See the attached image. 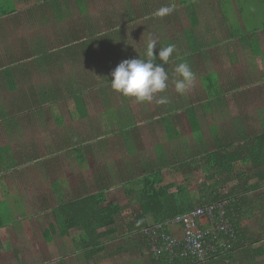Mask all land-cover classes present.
<instances>
[{
  "label": "trees",
  "instance_id": "16d2710c",
  "mask_svg": "<svg viewBox=\"0 0 264 264\" xmlns=\"http://www.w3.org/2000/svg\"><path fill=\"white\" fill-rule=\"evenodd\" d=\"M96 1L98 0H94V2ZM168 1L171 3L173 0H141L140 5L137 6H133L128 2L126 13L116 16L117 14L114 15L113 13L115 4L113 0H110L111 11L103 10L98 12L99 15H108L104 18V20L106 19V26L87 27L85 26L86 24L84 25L86 21L78 24L80 30L87 32H76L82 34L84 36L83 38L75 39L77 36L75 35L72 38H66L61 41L55 39V44L57 42L61 44L56 50H34L33 55H27L24 52L17 54L13 51H7L4 54V58L1 57V60H4V64L0 66L1 89L5 85L9 92L16 91L18 89L17 78H20V82L24 81L32 77L34 73H39V70L41 75L46 76L48 81L42 82L41 84L37 82L36 86L30 87L27 95L20 100L14 98L13 100L11 99L10 103L5 100H0V124H4V128L7 129H15L20 123H23V125L30 123L32 117L40 113L42 114L44 110L49 112L50 105L60 103L62 84L58 81L53 82L51 80L49 69L55 67L62 68L64 63H71L72 60L77 62L75 64H80L77 60L81 57L83 59L85 56V59H88L87 54L89 50L91 55L93 52L96 53L93 50L95 47L105 53L107 51L116 53L108 57H110V61H113V56L118 55V63L123 60L138 57L144 58L147 42L143 44V52L134 55L130 49L135 45L134 42H136L134 39L133 42L131 38L132 34L133 37L134 35L145 34L144 37H141L144 41H147L149 34L153 36V33H156L158 27L166 30L165 28L169 27L168 24L179 13L182 15V12H184L185 17L190 22V29L185 30L184 37L189 52L186 55L179 54L180 56L177 57L171 55L168 62L163 64L169 77L168 81L172 80L174 83L176 80L175 78L173 80V74L175 72L170 64L172 60L175 67L181 62L188 63L200 82V87L196 88L195 101H197L198 105L202 106L204 112L211 111V109L216 112L226 101L224 94L225 88L223 85L221 87L219 77L208 66L211 63V55H213L209 49L211 45L209 46V43H206L207 41L205 42L204 39L202 41L193 31L194 28L201 24L200 16L202 15L203 7L201 3L205 2L208 6L205 8H209L208 10L211 9L210 11L212 12L216 11L215 14L210 13L212 14L210 16L214 20L217 19L216 25L225 26L229 38L234 41L237 39L241 48H251L253 58L256 57L264 69V53L261 49V43L264 41V0H235L237 12L241 19L246 16L245 5L252 4L255 8L256 6L258 8L259 4V9L256 8L255 13L251 17L250 26H248L247 21L242 24L241 20V24H238L235 29H233L227 14L223 10V0H213L214 2L211 4L207 3L208 0H178L177 5H175V10L170 15L163 18L154 16L153 13L158 8L168 5ZM49 3L50 0L44 1L46 5ZM49 5L53 11L59 8L58 0H52V3ZM73 5L76 8L74 13L78 11L84 15L87 12V3L84 0H73ZM17 11L15 0H0V21ZM257 11H260V13ZM46 14L44 11H40L36 16L43 17ZM86 19L88 22L90 21L88 16ZM156 24L160 26H155ZM151 26L155 29L153 33L148 28ZM135 32L139 33L136 34ZM125 34H128L129 40L125 38ZM82 39L84 41H81ZM169 44L171 43L168 42L166 46ZM166 46H162L161 48ZM158 51L159 48L156 49V53ZM257 61L250 59L247 62L254 64L251 67V76L255 84L264 82V74L260 67L257 66ZM155 62L163 63L159 59ZM104 72L107 73L104 76L105 82L109 83L111 81V75L108 74L109 71L107 72V68L104 69ZM91 81V78L88 81L86 76L82 75L81 72L73 75L70 74L67 80V95L63 98V102H66L68 99L73 100L75 103L74 115L78 113L80 118L86 115L83 95L90 90ZM242 87L244 88V86ZM111 90L113 89L111 88ZM3 91L4 89L0 90V94ZM193 101V99H183L180 105L188 120L192 133H194L195 140H198L202 133L195 109L196 105H194ZM107 102L109 100L104 101V103ZM138 106L136 105V108ZM165 107V115L158 116L156 124L162 127L166 141H175L180 137V132L175 128L171 114L176 113L177 108L170 101ZM36 110L37 112H35ZM123 111V116L126 117L125 123L118 122L117 130L110 131L109 135L119 137V145L121 147L123 144L129 145V150L134 152V141L132 139L134 135L132 132L135 131L140 134L142 130L139 126L141 121L131 110L123 109ZM145 111H147V108L143 105L141 110L138 108L137 116ZM262 112L264 113V110ZM112 115L115 114L113 113ZM146 118L142 124H147L148 115ZM55 124L58 128L65 127V122L61 116L55 118ZM239 125L240 128L237 129L235 135L222 138L213 137V142L209 144L196 143L195 152L187 159H183L184 150L181 149L179 150V154L173 156V162L171 163V160L166 157L163 149L159 148L157 150L159 151L158 165H147L144 171L146 173L142 177H138L137 180L132 176L126 183L125 175L118 173L112 176H120V182L118 184L123 186L134 183H137L138 186L134 192L133 190L127 191L128 188L125 189L126 194L130 196L134 195L139 203V210L134 215V222L128 223L126 229L129 234L135 233L136 236L129 239L128 243L125 242L119 249V252L138 254L139 256H144L146 253L148 259L143 261L142 264H192L191 259L181 256V250L178 251V256L170 255V253L162 251L156 254L150 252L151 247L148 242V237L141 234L142 228L162 224V230H158L159 232H157L160 233L165 230L166 233H169V228H171L170 223L177 216L187 213L196 207L208 205L217 207L224 202L226 204L224 207V217L233 226L237 242L231 251L225 254L211 255L212 260L205 264H264V233L263 236L250 235L242 225L243 219L247 217V214L249 216L253 215L254 209L257 208L256 211L261 215L264 213V119H261L259 128H243L241 121H239ZM95 133V138L99 139L101 144L105 143V139L107 138L104 137V133L101 130ZM70 137V135L61 137L60 145L63 146V150L69 158L68 162L76 160L80 169L85 170L87 168V150L84 143L89 141V137L84 139L82 141L83 143H78L77 139H73L72 141ZM9 147L7 145L0 149V165L9 164V167L5 169L12 174L16 172L19 166L21 167L24 157L19 152L15 154L14 150H11ZM4 152L15 154L14 157L5 158L12 160L13 163L2 161L3 156L1 157V155ZM40 152L42 150H39V147H32V144H30V149L26 156L33 159L31 160L32 164H37L40 157L44 156ZM14 161L18 165H15ZM104 170L113 171L109 168H105ZM165 170H170L171 173L181 174L185 181L184 184L178 186L174 183L163 184L164 176L162 172ZM200 170L206 173V180L210 184L206 186L205 183H202L200 188L203 187L205 190L201 191L199 195H192L188 190L189 183L191 182L190 175ZM101 171H97L94 175V184L92 185V191L90 193L83 191L75 195L72 194L69 196L70 198L63 200L62 203L58 200L53 201L55 204L54 207L51 206L47 209L50 212L52 211L54 218L58 221L57 229L59 230V235L62 238H70L74 241V244L76 243L79 246L80 258L77 257V260H83L82 262L84 264H100L106 258H99V253L105 249L104 240L108 239V237L117 236L119 230L116 226V218L123 211L119 205H105V193L110 189V185L105 184V178ZM44 172L46 173L47 171ZM46 186L49 189V185ZM253 192H256V194L252 198L248 197V194ZM5 196L6 201L15 199L19 208L21 207L20 198L17 195L9 196L6 193ZM149 217L151 221L148 222L147 219ZM7 221L6 218L3 219L0 215V230L5 227ZM259 221L261 224H264V215ZM165 223L167 224L166 226H164ZM101 229L104 231L98 232ZM54 230V226L50 225V235L55 233ZM2 249L3 247L0 242V252H2ZM236 256L239 257L236 258Z\"/></svg>",
  "mask_w": 264,
  "mask_h": 264
},
{
  "label": "rangeland",
  "instance_id": "374dc122",
  "mask_svg": "<svg viewBox=\"0 0 264 264\" xmlns=\"http://www.w3.org/2000/svg\"><path fill=\"white\" fill-rule=\"evenodd\" d=\"M44 1L48 0H15L16 8L18 9L17 13L0 21V66L4 64V60H1V57L4 58V54L7 51H13L17 54L24 52L27 55H33L34 50H56L61 44L58 42L55 44V39L61 41L66 38H72L75 35H77L75 39L83 38L82 34L76 33L83 32L78 25L80 22L86 21L84 25L86 24L85 26L87 27L106 26V19L104 20V18L108 15H99L98 12L103 10L111 11L110 0H98L96 2L94 0H84L87 3V12L84 15L78 11L74 13L76 8L73 5V0H58L59 8L54 11L49 5L52 0H50L48 5L44 4ZM113 2L115 4L113 13L114 15L117 14L116 16H120L126 13L128 2L133 6H137L140 5L141 0H113ZM213 2V0L207 1L208 4ZM171 3L177 5L178 0H173ZM222 3L224 5L223 10L227 14L233 29L237 28L238 24H241V20L242 24L247 21L248 26H250L251 17L255 13L257 6L255 8L252 4L245 5L247 17L244 16L241 19L237 12L235 0H229V2L228 0H223ZM167 4H170L169 1ZM201 5L203 6L202 15L200 16L201 24L194 28L193 31L202 41L204 39L205 42L207 41L206 43H209V46L211 45L209 49L213 55H211V63L208 66L219 77L221 87L222 85L224 86L226 101L216 112L212 109L204 112L202 106L195 101L196 88L200 87L197 75H195L193 83L182 95L176 92L173 81L169 80L167 88L163 92L157 93L156 98L166 96L177 108L176 113L171 114L173 124L180 132V137L177 140L166 141L162 127L156 124L158 116L165 115L166 104L158 105L155 100L137 104L134 98L126 97L119 92L111 90L110 83L105 82L104 76L107 73L104 72V69L107 68L108 74L111 75V72L119 64V56L114 55L115 59L112 57L113 61H110L108 56L116 53L108 51L105 53L100 49H96L97 47L93 49L96 53L93 52L92 55L89 50L88 59H85L86 56L83 59L78 57L77 61L80 64H75L77 62L72 60L71 63H64L62 68L49 69L51 80L62 84L60 103L50 105L49 112L44 110L42 114L32 117L31 122L28 124L23 125V123H20L15 129L10 128L5 133L0 129V149L9 145V148L17 154L22 152L21 144L25 148L32 144V147H39V150H42L40 152L41 155H44H40L41 157L37 164H32L31 160L33 159L25 156L21 167L19 166L16 172L12 174L5 169L9 167V164L0 165V201L6 200V193L9 196L17 195L20 201L22 200L25 208V210L23 209L24 212L18 213L22 216L17 218L19 219V224L13 223L9 227V231L0 230V239L4 241L3 246H6L5 258L0 261V264H59V255L56 249L59 248L61 239L57 238L58 235L47 239V237L42 235V232L48 228V225H53L55 231L58 228L57 220L54 218L52 211L50 212L47 209L51 206L54 207L53 201L57 200L55 196L59 197L57 188L66 187L67 179L72 185L79 186L81 182L91 181V177H94L99 170H102L101 172L104 175L103 170L105 168L112 169L114 175L118 173L123 175L127 160L130 158L134 160L132 155H135L137 164L139 162L138 165L140 166L142 165V160L146 159L153 160L152 163H155L158 156L157 150H154L156 146L163 149L171 163L173 162V156L179 154L181 149L184 150L183 159H187L195 152L196 143L209 144L213 142V137L222 138L235 135L237 129L240 128L239 121H241L243 128L260 127L261 119H264V113L262 112L264 110V82L253 83L251 67L254 64L247 63L250 59L257 61V58H253L251 48H241L237 39L235 41L230 39L226 33L225 26L216 25L217 19L214 20L211 17L212 14H210H215L216 11L212 12L210 11L211 9L205 8L208 7L205 2H202ZM257 9H259V4ZM40 11H44L47 14L43 17L36 16ZM257 12L260 13V11ZM87 16L90 20L89 22L86 19ZM168 25L169 27L165 28L166 30L158 27L156 33H153V30H155L153 26L148 27L154 34L152 36L153 39L157 41L156 49L166 46L170 42L176 48V51L172 53L173 57L188 54L189 51L187 50L184 37L185 30L190 29V22L185 17L184 12H182V15L179 13ZM155 26L160 25L156 24ZM102 30L104 29L102 28ZM124 36L129 40L128 34ZM141 36L144 37L145 34L134 35V37L132 34L131 38L136 42L133 40L135 45L131 48L128 47L134 55L136 53L141 54L143 52V44L147 42ZM81 41H84V39ZM261 46L264 53V41H262ZM172 61L170 62L171 67L175 69ZM257 63V66L260 67L264 74L261 62L257 61ZM38 72L34 73L29 79L21 81L22 84L20 78H17L18 89L16 91L9 92L6 89L7 86L3 85L4 91L0 94V100H5L9 103L14 98L20 100L27 95L30 87L36 86L37 82L41 84L48 81L46 76L41 75L40 70ZM79 72L85 75L88 81L90 78L92 79L90 90L83 95L86 115L81 118L78 113L74 115L75 103L73 100L67 98L68 100L63 102V98L67 95L66 89L69 75ZM174 78L179 79L175 73L173 74V80ZM46 87L48 88V86ZM3 89L0 88V90ZM183 99H193L194 105H196L195 109L202 133L198 140H195L194 133H192L188 120L181 109L180 104ZM105 100H109V102L104 103ZM136 105H139L138 108L140 110L145 105L147 111L141 112L137 116L138 108H136ZM123 109L131 110L141 121L139 125L142 128L140 134L135 131L132 132L134 135L132 138L134 141V152L129 150L130 147L128 148V146L123 147L122 145L121 147L118 142L119 137L109 135L110 131L117 130L118 122L125 123L126 117L123 116ZM113 113L115 115H112ZM147 115V124H142L147 119ZM58 116L63 118L65 122L64 128L56 126L55 118ZM0 125L4 128V124ZM98 130H101L104 133V137L107 138L105 143L101 144L100 140L95 138V132ZM69 135L71 136L70 140L77 139L78 143H83L82 141L89 137V141L84 143L87 150L86 161L88 166L86 171L81 170L74 161L72 164L70 161L71 165L69 166V158L66 156L63 146L60 145L61 137ZM104 147L105 149L108 148L107 153L104 152ZM14 153H12V157H14ZM2 161L13 163L12 160L4 157H2ZM14 164L18 165L15 161ZM44 171L47 172L45 173ZM163 174V184L174 183L178 186L185 182L181 174L171 173L170 170H165ZM64 175L67 176V179ZM190 176L191 182L188 190L192 195H199L201 191L205 190L203 187L200 188L202 183H205L206 186L210 184L206 180V173L201 170L192 173ZM111 179L114 182L110 183V186L117 187L118 191L115 194L120 198L117 201L121 202L124 211L116 218V226L118 228L123 227V229L120 230L119 237L110 241L108 250H114L117 245L124 242L128 243L130 238L136 236L135 233L129 234L126 229L128 223L134 222V215L139 210V203L136 197L134 195H128V198L124 197L123 187L117 185L118 182L116 181L120 180V176H115ZM46 185H49V189L46 188ZM137 188L131 185L127 191L133 190L134 192ZM255 194L256 192L249 193L248 197L252 198ZM5 206L16 208L18 204L15 199H10L7 203L0 205V208L7 209L4 208ZM256 210L257 208L254 209L253 215L249 216L247 214V217L243 219L242 225L250 235L263 236L264 224H261L259 220L264 213L261 215ZM16 216L12 217L10 221L16 219ZM147 221H151L150 217ZM176 234L178 235L177 232ZM62 241H65L67 243L66 246H69V248L73 246L75 249L73 248L72 250H79V246L76 243L74 244V241L70 238H64ZM62 248L66 249L65 246ZM35 252L39 255H36ZM12 253L14 257H12ZM147 259L148 255L146 253L144 256H139L138 254L125 256L121 254V257L109 256L104 264H132L130 261L143 262ZM71 260H76L77 264H84L83 260H77V257ZM67 264L71 263L68 261Z\"/></svg>",
  "mask_w": 264,
  "mask_h": 264
},
{
  "label": "built area",
  "instance_id": "2783aa9c",
  "mask_svg": "<svg viewBox=\"0 0 264 264\" xmlns=\"http://www.w3.org/2000/svg\"><path fill=\"white\" fill-rule=\"evenodd\" d=\"M225 205L222 202L217 207H196L179 215L171 221L169 233H158L163 225L156 224L142 229L141 234L148 237L150 252L154 254L162 251L178 256L181 250V256L191 259L192 264H205L211 255L225 254L237 242L233 226L224 217Z\"/></svg>",
  "mask_w": 264,
  "mask_h": 264
},
{
  "label": "clouds",
  "instance_id": "9594fccd",
  "mask_svg": "<svg viewBox=\"0 0 264 264\" xmlns=\"http://www.w3.org/2000/svg\"><path fill=\"white\" fill-rule=\"evenodd\" d=\"M175 10L174 3L158 8L154 16L163 18L170 15ZM157 41L149 34L144 58H134L123 60L111 72V88L126 97H132L137 103L145 101L158 105L167 104L169 101L166 96L156 98L157 93L163 92L167 88L169 79L163 64H166L169 57L176 51L174 44L159 48L156 53ZM159 59L163 63H156ZM174 72L179 77L174 81L175 90L178 94H184L195 79V74L186 62L178 63ZM30 159V158H29ZM153 224V223H150ZM150 227V226H148ZM147 228L143 227L142 229ZM212 257H210V260Z\"/></svg>",
  "mask_w": 264,
  "mask_h": 264
},
{
  "label": "crops",
  "instance_id": "0c3cea01",
  "mask_svg": "<svg viewBox=\"0 0 264 264\" xmlns=\"http://www.w3.org/2000/svg\"><path fill=\"white\" fill-rule=\"evenodd\" d=\"M17 13V12H16ZM262 67V66H261ZM0 129L3 131V133H5L7 130H10V128H3V127H0ZM177 140V139H176ZM124 146L123 147H126V146H129V145H125V144H123ZM107 147V146H106ZM29 149H30V145H28L26 148H25V146L24 145H22L21 144V150H22V152H19L20 153V155L22 156V157H25L27 154H28V151H29ZM104 149H105V147H104ZM108 148H106L105 150H104V152H108V150H107ZM159 149V146H156L155 147V149L154 150H158ZM158 153H159V151H157ZM165 153V152H164ZM134 154V153H133ZM2 156L4 157V158H8V157H12V154H9V152H4V153H2ZM133 157H134V160L132 159V158H130L129 160H127V162H126V164H125V170H124V174L123 175H125V177H126V183L129 181V178H131L132 176H134V178H135V180H137V178L138 177H142V175L143 174H145L146 172H144L145 171V169H146V166L147 165H154V166H157L158 164V156L156 157L157 159H156V162L155 163H152L153 162V160H150V159H146V160H142V165L140 166V165H138L139 164V162H138V164H137V160H136V158H135V155H132ZM86 160H87V157H86ZM74 162L76 161V160H73ZM72 161V162H73ZM72 162H71V164H72ZM70 164V162H69V166L71 165ZM76 165H78L79 166V164H78V162L76 161ZM88 166V165H87ZM74 168V167H73ZM80 168V167H79ZM87 170V168L85 169V170H83V171H86ZM164 172V171H163ZM163 172H162V175H164L163 174ZM71 173V172H70ZM65 175H66V172H65ZM64 175V176H65ZM114 174L112 173V171H105L104 170V178H105V184H109L110 185V183H113L114 181L111 179V178H114V177H112ZM65 178L67 179V176H65ZM116 182H120V181H116ZM94 184V181H93V177H91V181H84V182H81V184L79 185V186H77V185H75V184H71V183H69L68 182V179H67V184H66V187H59V188H57V191H58V194H59V197H57V196H55V198L60 202V203H62L63 202V200H65V199H67V198H70L69 196L70 195H75V194H78L79 192H83V191H86V193L88 192V193H90L91 191H92V185ZM117 185H120V186H122L123 187V190H124V193H125V195H124V197H126V198H128L127 196V194H126V192H125V189H127L126 187L128 186V188L131 186V185H129V184H127V186L125 185V186H123V185H121V184H117ZM133 186H134V188H137V183H134V184H132ZM117 187L115 186V187H112V186H110V189H108L107 191H106V193H105V195H106V203H105V205L106 206H109V205H112V204H116V205H119L122 209L121 210H123V205L121 204V202H119V201H117V199H119L120 200V198L117 196V194H115L117 191H118V189H116ZM91 189V190H90ZM85 193V194H86ZM84 194V195H85ZM132 196V195H131ZM60 198V199H59ZM133 199V198H132ZM9 200H4V201H2V202H0V205H3V204H5V203H7ZM20 205H21V207L19 208V205L16 207V208H13L12 206H10V207H7V206H5L4 208H7V209H1L0 208V215H1V217L4 219V218H6L7 220H8V222H7V224L5 225V228H3V229H5V231H9V227L13 224V223H17V224H19V219H17L18 217H22V216H20L18 213H20L21 212V210H25V208H24V204L22 203V200L20 201ZM124 211V210H123ZM24 212V211H23ZM18 214V215H17ZM17 215V216H16ZM14 216H16L15 218L16 219H13L12 221H10V219L12 218V217H14ZM57 223H58V221H57ZM53 226V225H52ZM49 228H50V225H48V228L47 229H44L43 230V232H42V235L43 236H45V237H47V239H51L53 236H57V238H59V239H61V244L59 245V248H57L56 249V252L58 253V255H59V258H58V262H59V264H67V262L69 261V263H71V264H77L78 262H76V260H71V259H76V257H78V254H80L79 253V250H72L74 247L73 246H71L70 248H69V246H66L67 245V243L65 242V241H62L64 238H66V237H64V238H62L60 235H59V230L57 229L56 231H55V233L54 234H51L50 235V233H49ZM55 228V227H54ZM2 229V230H3ZM123 229V227H121V228H118V234H117V236H112V237H108V239H106V240H104V244H105V249H104V251H102L101 253H99V258H101V259H103V257H106L100 264H104V262L107 260V258L109 257V256H111V257H121V254H123V255H132V256H135V254H126V253H122V252H119V249L124 245V243L123 244H120V245H117L116 246V248H114V250H108L109 248H108V246L110 245L109 243H110V241L111 240H114V239H116L117 237H119V234H120V230H122ZM102 231H104L103 229H101V230H99L98 232H102ZM32 235V234H31ZM7 237H8V232H7ZM131 239V238H130ZM60 241V240H59ZM0 242H1V245H2V247H3V249H2V252H0V261L1 260H4V258H5V254H6V246H3V243H4V241L2 240V239H0ZM65 242V243H64ZM66 247V249H64V248H62V247ZM75 249V248H74ZM74 251V252H73ZM35 254L36 255H39L37 252H35ZM12 255V257H14L13 256V253L11 254ZM41 255H43V254H41ZM101 255V256H100ZM130 263H132V264H142L143 262H140V261H130Z\"/></svg>",
  "mask_w": 264,
  "mask_h": 264
}]
</instances>
